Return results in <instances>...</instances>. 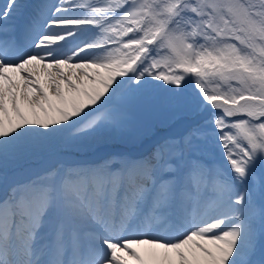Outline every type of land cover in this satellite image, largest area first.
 Wrapping results in <instances>:
<instances>
[{
  "label": "snow or ice",
  "instance_id": "6c2138e0",
  "mask_svg": "<svg viewBox=\"0 0 264 264\" xmlns=\"http://www.w3.org/2000/svg\"><path fill=\"white\" fill-rule=\"evenodd\" d=\"M153 95L146 153L60 154ZM0 185V264H264V0H5Z\"/></svg>",
  "mask_w": 264,
  "mask_h": 264
},
{
  "label": "rangeland",
  "instance_id": "374dc122",
  "mask_svg": "<svg viewBox=\"0 0 264 264\" xmlns=\"http://www.w3.org/2000/svg\"><path fill=\"white\" fill-rule=\"evenodd\" d=\"M168 120L170 121L169 112L162 105L160 99L153 95L133 106L131 123L122 133H118L116 139H113L112 142L122 146L136 143L142 136L155 127V125L163 126ZM94 146L95 144H82L79 146L66 147L72 148L75 151H80L90 147L94 148Z\"/></svg>",
  "mask_w": 264,
  "mask_h": 264
},
{
  "label": "bare ground",
  "instance_id": "6f19581e",
  "mask_svg": "<svg viewBox=\"0 0 264 264\" xmlns=\"http://www.w3.org/2000/svg\"><path fill=\"white\" fill-rule=\"evenodd\" d=\"M31 0H29L30 2ZM5 3V0H0V7L3 6ZM176 130L173 125L170 124V122H167L164 126H155L152 131H150L146 136L140 139V141L133 146V148H128L126 150L121 149L119 145L116 143H113L112 140H109L106 143H99L95 144L94 148L88 150V152H92L96 150V155L92 156L90 158H99L103 156L104 158L108 157L110 154H115L119 152L124 153H131V154H141L146 153L149 151L154 143V140L158 136H162L167 134L170 131ZM62 156H64L66 159L71 160L72 158L87 153V151L83 152H76L72 149H62L59 151ZM40 165L36 161L27 162L24 164L23 167H18L16 169L18 178L21 180L27 179L28 176L31 173V170L38 168ZM4 188L2 185H0V198L4 195Z\"/></svg>",
  "mask_w": 264,
  "mask_h": 264
}]
</instances>
